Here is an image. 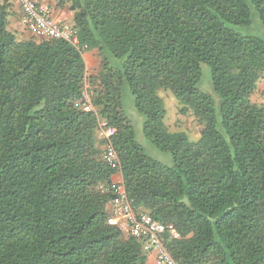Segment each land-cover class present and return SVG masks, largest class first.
<instances>
[{"label":"trees","instance_id":"trees-1","mask_svg":"<svg viewBox=\"0 0 264 264\" xmlns=\"http://www.w3.org/2000/svg\"><path fill=\"white\" fill-rule=\"evenodd\" d=\"M54 1L78 47L19 39L0 3V264H150L145 238L107 224L115 184L136 214L177 232L161 236L177 264H264V105L252 101L264 40L232 29L250 26L252 10L264 28V0ZM203 64L215 97L199 87ZM125 89L171 165L136 140ZM160 91L193 120L194 138L167 128Z\"/></svg>","mask_w":264,"mask_h":264},{"label":"built area","instance_id":"built-area-1","mask_svg":"<svg viewBox=\"0 0 264 264\" xmlns=\"http://www.w3.org/2000/svg\"><path fill=\"white\" fill-rule=\"evenodd\" d=\"M19 7L21 15L19 24L22 27H31L44 37L65 41L78 47V39L70 24L56 23L53 20L52 11L49 8L41 7L35 0H11ZM86 48L85 46L83 47ZM82 109L84 112H95L86 93H83ZM100 126L103 123L100 122ZM113 129L102 130V136L109 138ZM104 160L110 164L116 161V155L111 146H107ZM114 200L111 212L107 219L108 225H117L123 232L136 238H145L144 249L153 254L157 264H177L167 253L162 245V234L166 231L172 238L179 235L172 226H165L155 221L146 213L136 214L127 199L124 188L120 184L112 186Z\"/></svg>","mask_w":264,"mask_h":264},{"label":"rangeland","instance_id":"rangeland-1","mask_svg":"<svg viewBox=\"0 0 264 264\" xmlns=\"http://www.w3.org/2000/svg\"><path fill=\"white\" fill-rule=\"evenodd\" d=\"M37 4L42 0H35ZM50 1V0H49ZM10 29H13L10 26ZM232 29L242 36H255L262 40H264V28L262 27L260 21L254 10H252V23L248 27H232ZM14 30V29H13ZM16 32L18 34L19 39H29V38H37L40 36V33L37 31H22L21 26H16ZM88 53V52H85ZM84 53V54H85ZM83 54V56H84ZM94 54V55H93ZM97 53L94 51L93 53H88L85 55V59L87 61L86 71L88 75L95 74L98 68V57ZM92 56V57H90ZM199 87L204 93H208L215 97L211 80H210V70L208 66L204 65L201 68V79L199 82ZM123 109L128 118L133 122L135 126V136L138 143L143 147L146 155L151 159L163 164V165H171L172 159L168 153H164L159 151L154 145L147 142L142 135V124L144 122V118L142 115L138 114L135 110L133 98L130 95L128 90L123 91ZM159 95L162 97L164 102V107L166 110L165 124L168 126L170 131H178L184 130L191 137H195L198 131V127H196L193 120L188 116H181L179 114V105L177 100L170 92L160 91ZM252 101L264 105V79H261L257 84V89L254 95L252 96Z\"/></svg>","mask_w":264,"mask_h":264},{"label":"crops","instance_id":"crops-1","mask_svg":"<svg viewBox=\"0 0 264 264\" xmlns=\"http://www.w3.org/2000/svg\"><path fill=\"white\" fill-rule=\"evenodd\" d=\"M3 1H5V0H0V3H2ZM6 1L9 2L10 6H11L10 9L13 13V17L9 20V24L13 28H16V26H19V17L21 15V12H20L19 7L16 3H14L11 0H6ZM38 5L41 7H44V8H49L52 11L53 20L56 23L71 24L70 23L71 22V13L68 11L67 7H65L63 9L57 8L56 2L54 0H50V1L49 0H42L41 2H39ZM94 51L95 50H92V51H89L88 53H93ZM88 53H85L84 56L87 55ZM84 56H82V57L84 58L85 65L87 66L88 64H86L87 61H86ZM90 57H92V56H90ZM115 181L120 182L121 181L120 176H118ZM148 263L154 264V255L153 254L148 255Z\"/></svg>","mask_w":264,"mask_h":264}]
</instances>
